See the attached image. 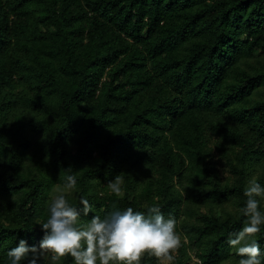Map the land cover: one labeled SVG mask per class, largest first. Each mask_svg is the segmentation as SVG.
I'll return each instance as SVG.
<instances>
[{
	"label": "trees",
	"instance_id": "obj_1",
	"mask_svg": "<svg viewBox=\"0 0 264 264\" xmlns=\"http://www.w3.org/2000/svg\"><path fill=\"white\" fill-rule=\"evenodd\" d=\"M69 174L82 221L159 206L189 237L174 264H238L264 185V0H0V264L39 243Z\"/></svg>",
	"mask_w": 264,
	"mask_h": 264
},
{
	"label": "clouds",
	"instance_id": "obj_2",
	"mask_svg": "<svg viewBox=\"0 0 264 264\" xmlns=\"http://www.w3.org/2000/svg\"><path fill=\"white\" fill-rule=\"evenodd\" d=\"M123 185L119 174L107 182L117 197ZM76 186V176L67 175L51 200L46 220L38 224L43 233L39 243L29 245L20 239L6 253L8 264H60L66 257L72 258V264H141L145 255L155 257L157 264H174L173 253L181 246L174 217L166 218L159 206H151L146 213L128 207L82 221L81 211L68 199ZM243 195L247 199L239 211L247 226L230 243L236 246L238 264H264V251L254 236L264 226V185L252 177ZM80 203L87 215L91 205L83 198Z\"/></svg>",
	"mask_w": 264,
	"mask_h": 264
},
{
	"label": "rangeland",
	"instance_id": "obj_3",
	"mask_svg": "<svg viewBox=\"0 0 264 264\" xmlns=\"http://www.w3.org/2000/svg\"><path fill=\"white\" fill-rule=\"evenodd\" d=\"M219 168L221 169V171H222V174H223V176L224 177H227V176H229V172H228V170H227V168H226V166H225V164L224 163H222V162H220L219 163ZM58 189H60V187H56L55 189H54V191L52 192V194H51V199L57 194V190ZM183 221H185V218L184 219H182V221H181V223L183 222ZM181 229V228H180ZM178 231V233L180 234V236H181V244L182 243H189V237H188V234H186L184 231H179V230H177ZM190 252V255H191V257H192V264L193 263H197V264H201V260L200 259H198L197 258V247H194V248H192V249H190L189 250ZM174 254V256L176 257L177 255H178V249L173 253Z\"/></svg>",
	"mask_w": 264,
	"mask_h": 264
}]
</instances>
